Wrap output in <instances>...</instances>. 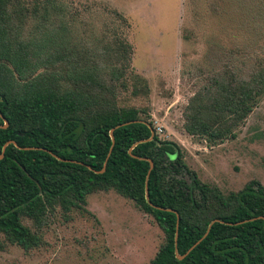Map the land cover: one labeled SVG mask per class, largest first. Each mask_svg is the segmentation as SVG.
Segmentation results:
<instances>
[{
    "label": "trees",
    "instance_id": "trees-1",
    "mask_svg": "<svg viewBox=\"0 0 264 264\" xmlns=\"http://www.w3.org/2000/svg\"><path fill=\"white\" fill-rule=\"evenodd\" d=\"M131 27L101 2L0 0V251L39 248L50 216L115 190L164 231L150 264H264V184L223 191L160 137L150 109L132 102L150 88L133 66ZM235 57L202 70L183 111L185 132L210 147L236 139L264 96V58Z\"/></svg>",
    "mask_w": 264,
    "mask_h": 264
},
{
    "label": "rangeland",
    "instance_id": "rangeland-1",
    "mask_svg": "<svg viewBox=\"0 0 264 264\" xmlns=\"http://www.w3.org/2000/svg\"><path fill=\"white\" fill-rule=\"evenodd\" d=\"M77 1L105 3L129 18L133 66L150 88L132 102L150 109L161 138L186 148L188 165L203 181L226 192L251 180L264 184V96L236 139L211 147L185 132L182 116L202 70L231 49L247 66L264 58V0ZM85 207L58 210L39 248L8 245L0 264H150L164 241L152 215L115 190L90 194Z\"/></svg>",
    "mask_w": 264,
    "mask_h": 264
},
{
    "label": "water",
    "instance_id": "water-1",
    "mask_svg": "<svg viewBox=\"0 0 264 264\" xmlns=\"http://www.w3.org/2000/svg\"><path fill=\"white\" fill-rule=\"evenodd\" d=\"M1 116L4 118V120H5V125H3L2 127H7L8 125H9V122H8V120L1 114ZM128 123V122H127ZM127 123H123V124H119L118 125V127H120V126H122V125H125V124H127ZM111 133H112V138H113V141H114V135H113V130L111 131ZM154 133V132H153ZM15 143V141H10V142H8L6 145H5V147H4V150L6 149V147H7V145L9 144V143ZM16 144V143H15ZM17 145V144H16ZM50 151V150H49ZM51 152V151H50ZM56 157H58L59 159H62L61 157H59L58 155H56V154H54ZM3 157V155H1L0 156V159ZM151 162V169H153V167H154V162L151 160L150 161ZM106 165H107V163H105V166H104V169L102 170V172H104L105 171V169H106ZM147 198H149V195H148V189H147ZM161 209H166V210H171V211H174L173 209H170V208H164V207H160ZM179 219H180V216H179V214H178V222H179ZM202 239H200L199 241H197L190 249H189V251L186 253V254H188L200 241H201ZM186 254L185 255H180L179 253H178V251H177V255H178V257L180 258V259H182V258H184L185 256H186Z\"/></svg>",
    "mask_w": 264,
    "mask_h": 264
}]
</instances>
